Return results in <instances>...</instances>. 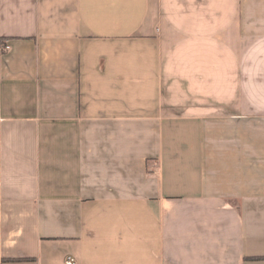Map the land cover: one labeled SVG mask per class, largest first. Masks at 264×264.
Wrapping results in <instances>:
<instances>
[{"label": "crops", "instance_id": "obj_1", "mask_svg": "<svg viewBox=\"0 0 264 264\" xmlns=\"http://www.w3.org/2000/svg\"><path fill=\"white\" fill-rule=\"evenodd\" d=\"M67 256L264 264V0H0V263Z\"/></svg>", "mask_w": 264, "mask_h": 264}, {"label": "built area", "instance_id": "obj_2", "mask_svg": "<svg viewBox=\"0 0 264 264\" xmlns=\"http://www.w3.org/2000/svg\"><path fill=\"white\" fill-rule=\"evenodd\" d=\"M8 49H9L8 46L4 47V50H8ZM65 264H78V261L73 256H67L66 259H65Z\"/></svg>", "mask_w": 264, "mask_h": 264}, {"label": "rangeland", "instance_id": "obj_3", "mask_svg": "<svg viewBox=\"0 0 264 264\" xmlns=\"http://www.w3.org/2000/svg\"><path fill=\"white\" fill-rule=\"evenodd\" d=\"M1 264V263H0Z\"/></svg>", "mask_w": 264, "mask_h": 264}]
</instances>
